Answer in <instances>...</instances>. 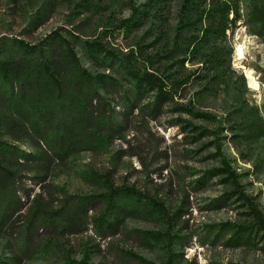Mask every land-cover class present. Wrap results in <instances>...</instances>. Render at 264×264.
Segmentation results:
<instances>
[{"label": "rangeland", "instance_id": "obj_1", "mask_svg": "<svg viewBox=\"0 0 264 264\" xmlns=\"http://www.w3.org/2000/svg\"><path fill=\"white\" fill-rule=\"evenodd\" d=\"M254 1L262 0L240 4L243 20L232 39L230 68L213 79L196 80L189 73L196 66L186 63L181 68L166 58L181 0H0V61L11 68L24 66L30 61L14 41L31 46L58 32L71 42L90 75L103 74L117 82L95 88L110 106L105 113L118 125L101 128L100 141L73 143L68 157L58 160L22 116L19 82L13 81L10 89L0 81V140L37 158L3 162L19 176L24 191L19 192L22 206L0 231V264H67L82 258L87 240L94 245L89 264H140L125 253L164 264L162 237L167 232L175 236L174 264H264L259 235L237 246L227 244L228 235L215 238L219 224L249 221L243 199L222 172L221 155L238 179V190L264 216V28L252 24L248 30L244 25ZM131 6L142 16L139 25L131 31L116 29L130 17ZM85 42H99L115 57L99 54L94 60ZM62 57L57 42L49 44L46 61L65 76L69 71ZM126 67L153 72L164 81L167 99L154 111L150 104L155 91L136 94L125 80ZM249 71L253 81L246 78ZM100 111L96 108L92 117H99ZM200 113L210 118H197ZM210 171L217 173L208 176ZM105 181L134 188L151 201L119 213L114 233L103 240L91 231V219L101 209L95 203L69 231L36 227L28 248H21L35 199L52 210L63 195L102 193ZM141 231L161 236L146 241Z\"/></svg>", "mask_w": 264, "mask_h": 264}, {"label": "trees", "instance_id": "obj_2", "mask_svg": "<svg viewBox=\"0 0 264 264\" xmlns=\"http://www.w3.org/2000/svg\"><path fill=\"white\" fill-rule=\"evenodd\" d=\"M241 2L242 0H181L176 13L177 24L166 58L181 68H184L186 63L196 66L194 71L189 72L196 80L213 79L219 72L229 69L233 52L232 39L238 23L243 20L240 12ZM247 12V18L244 21L246 29L249 30L252 24H259L264 28V0L254 1L252 5H248ZM140 18L142 16L134 6H131L130 17L119 21L115 28L131 31L139 25ZM54 41L63 50L62 60L69 71L65 76L55 73L53 62L46 61V49ZM14 47L30 62L24 66L11 68L7 63L0 61V81L10 89L13 81L19 82L18 100L25 104V113L22 116L28 120L31 131L42 142L48 153H52L58 160H63L68 157L69 148L73 143H84V140L100 141L101 128L113 129V126L117 128L116 118L105 113V107L110 109L109 104L95 88L99 84H116L117 82L103 74L90 75L80 65L79 58L69 40L53 31L48 37L31 46L21 40H15ZM84 49L94 60L99 54H104L110 59L115 57L99 42H85ZM199 72L201 74L195 76V73ZM125 80L133 85L136 94L145 89L155 91L156 100L150 104L152 111L167 99L164 81L153 72L140 73L131 67H126ZM96 108L101 111L99 117L93 118L92 114ZM188 112L193 114L191 111ZM195 116L210 118L203 113L195 114ZM90 123H93L91 129H89ZM220 149L221 146L217 145L218 152ZM35 158L36 156L25 154L15 146L0 140V231H3L11 221L14 212L22 206L19 192L24 191L23 184L18 179L19 176L17 177L16 173L7 168L3 162ZM221 162L225 166L222 172L227 174V178L237 189L247 207L249 221L236 225L219 224L215 238H218L220 234L228 235L227 244L231 246L249 244L255 235H259L264 240L263 214L252 199L238 190V179L230 171L222 155ZM213 173L217 172L210 171L207 175ZM105 183L104 191L100 194L63 195L58 206L52 210L47 209L41 201L35 199V205L29 210L21 233V248L24 251L28 248L36 227L61 229V232L69 231L82 216L86 215L87 208L95 203L101 204V209L91 219V231L97 239L103 240L114 233L119 213L126 211L128 206L135 209L138 205L151 201L134 188L124 185L115 186L108 181ZM161 214L165 216L167 222L170 220L162 207ZM141 234L146 241H153L161 236L155 232L141 231ZM162 238L167 251L164 264H174L172 240L175 236L167 232ZM93 248L94 245L87 240L82 244L84 249L82 258L70 260L67 264H89L88 257L93 252ZM125 255L140 264H151L133 253H125Z\"/></svg>", "mask_w": 264, "mask_h": 264}, {"label": "bare ground", "instance_id": "obj_3", "mask_svg": "<svg viewBox=\"0 0 264 264\" xmlns=\"http://www.w3.org/2000/svg\"><path fill=\"white\" fill-rule=\"evenodd\" d=\"M246 78H247V79L250 78V80L253 81V78H251V71H249V73L247 74Z\"/></svg>", "mask_w": 264, "mask_h": 264}]
</instances>
